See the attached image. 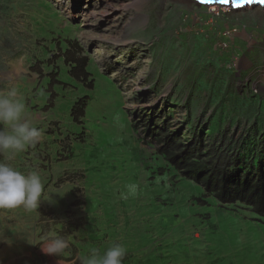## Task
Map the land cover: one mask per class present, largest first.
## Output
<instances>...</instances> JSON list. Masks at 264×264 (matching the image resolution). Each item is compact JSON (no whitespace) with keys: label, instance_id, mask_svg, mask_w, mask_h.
Instances as JSON below:
<instances>
[{"label":"rangeland","instance_id":"rangeland-1","mask_svg":"<svg viewBox=\"0 0 264 264\" xmlns=\"http://www.w3.org/2000/svg\"><path fill=\"white\" fill-rule=\"evenodd\" d=\"M71 44L95 89L71 78ZM11 89L42 136L5 162L38 172L43 190L37 207L0 209V264H79L113 243L123 264H264V217L186 180L146 130L167 123L190 141L229 129L264 167V6L0 0V92ZM87 96L84 126L71 114ZM53 234L70 239L63 256L46 252Z\"/></svg>","mask_w":264,"mask_h":264},{"label":"trees","instance_id":"trees-1","mask_svg":"<svg viewBox=\"0 0 264 264\" xmlns=\"http://www.w3.org/2000/svg\"><path fill=\"white\" fill-rule=\"evenodd\" d=\"M71 46L73 50L71 48L64 54L71 69V78L91 90L95 89V81L89 72V59L81 55L77 44ZM56 79L53 84H60ZM89 100V96L81 98L73 107L71 116L75 123L86 125L83 119L87 117ZM151 126H146L148 137L174 171L186 180L202 185L207 194L220 203L244 204L264 217V167L257 165L255 170L251 159L256 153L247 148V143L242 142L239 146L229 136V129L215 133L212 139L199 132L192 140L186 141L180 132L169 131L167 123L154 129ZM84 135L85 131L82 137Z\"/></svg>","mask_w":264,"mask_h":264},{"label":"clouds","instance_id":"clouds-1","mask_svg":"<svg viewBox=\"0 0 264 264\" xmlns=\"http://www.w3.org/2000/svg\"><path fill=\"white\" fill-rule=\"evenodd\" d=\"M41 136L42 129L29 118L17 91L0 92V156L5 157L0 160V209L39 205L43 190L40 174L35 171L24 173L5 160L24 151L28 145L35 144ZM136 191V184L128 185L127 193L122 192L120 198L127 199ZM69 248L70 239L53 234L46 252L60 257ZM125 255V248L113 243L102 254L93 249L91 254L79 257V264H123Z\"/></svg>","mask_w":264,"mask_h":264},{"label":"water","instance_id":"water-1","mask_svg":"<svg viewBox=\"0 0 264 264\" xmlns=\"http://www.w3.org/2000/svg\"><path fill=\"white\" fill-rule=\"evenodd\" d=\"M195 3H197L198 5H203V6H212V5H217L218 6H230L231 4H227V3H220L218 2V0H215V2H213V0H209V2H201V0H191ZM241 3L243 4L242 7H234L235 9H238V8H243L244 6H247V5H251V6H264V4H260L258 2H251V3H247L245 2V0H241Z\"/></svg>","mask_w":264,"mask_h":264},{"label":"snow or ice","instance_id":"snow-or-ice-1","mask_svg":"<svg viewBox=\"0 0 264 264\" xmlns=\"http://www.w3.org/2000/svg\"><path fill=\"white\" fill-rule=\"evenodd\" d=\"M201 2H209V0H201ZM215 2V0H213ZM220 3H227L231 4L233 7H242L243 4L241 3V0H218ZM247 3L254 2V0H245ZM255 2H258L260 4H264V0H255Z\"/></svg>","mask_w":264,"mask_h":264},{"label":"bare ground","instance_id":"bare-ground-1","mask_svg":"<svg viewBox=\"0 0 264 264\" xmlns=\"http://www.w3.org/2000/svg\"><path fill=\"white\" fill-rule=\"evenodd\" d=\"M218 5V4H217ZM134 6V3H128V4H124V5H122L121 7H122V9L124 10V11H127V10H129L130 8H132ZM247 6H249V5H247ZM226 7H232V5H230V6H226ZM117 8L115 7V6H113V5H110L108 8H107V10H106V13H107V11H109V12H114L115 10H116ZM238 9H240V8H238ZM107 16V15H106ZM105 16V17H106Z\"/></svg>","mask_w":264,"mask_h":264},{"label":"built area","instance_id":"built-area-1","mask_svg":"<svg viewBox=\"0 0 264 264\" xmlns=\"http://www.w3.org/2000/svg\"><path fill=\"white\" fill-rule=\"evenodd\" d=\"M224 46H225V47H227V45H226V44H225ZM236 66H237V62H234V63H233V65H232V68H234V69H235V68H236ZM232 70H233V69H232Z\"/></svg>","mask_w":264,"mask_h":264}]
</instances>
